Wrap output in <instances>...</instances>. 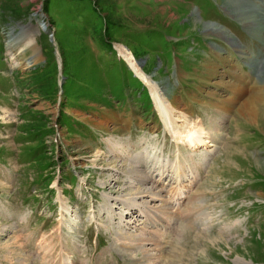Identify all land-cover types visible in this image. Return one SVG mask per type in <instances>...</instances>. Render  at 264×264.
I'll return each instance as SVG.
<instances>
[{"label": "rangeland", "instance_id": "1", "mask_svg": "<svg viewBox=\"0 0 264 264\" xmlns=\"http://www.w3.org/2000/svg\"><path fill=\"white\" fill-rule=\"evenodd\" d=\"M160 160L191 174L179 207L140 181ZM59 228L75 264L146 261L145 237L159 264H264V0H0V264H44Z\"/></svg>", "mask_w": 264, "mask_h": 264}, {"label": "bare ground", "instance_id": "2", "mask_svg": "<svg viewBox=\"0 0 264 264\" xmlns=\"http://www.w3.org/2000/svg\"><path fill=\"white\" fill-rule=\"evenodd\" d=\"M44 23L42 25L46 26V22L45 21H44ZM8 47L12 51L11 52L12 59H16L20 55V53H21L20 50H26V49H31V50L32 49L33 50L36 49L37 50V48L39 46H38V41H37V37H36L35 31L30 28V29H27V31L25 32V36H21V37H13L12 36L11 40L8 42ZM244 55H245V53L243 54V57H245ZM36 61H37V57L35 59H33V60H30V61L26 62V65L34 64ZM15 64L20 66V65H23V62H21V61L19 62V61L15 60ZM248 104L253 105L254 103L251 104L249 102ZM253 107H251V110L254 111L255 114H257V112H259L258 109L253 108ZM175 131H176V133L178 135H180L182 137L187 135L186 133L183 132V130H179V129L176 130L175 129ZM122 144H123V139L120 138V137H119L118 141L112 142L113 154L120 155V154H123V153L126 152L123 149ZM151 163H153V162H151ZM170 167H171L170 165H166L165 161H161V160L159 162H157L155 165L150 164V165H148L146 167L147 168L146 170L148 171L147 173L149 175H151V176L143 177L140 181L141 182H146V181L151 180L155 184L161 185L163 187L162 191L165 194H160L159 191H157V192L156 191H154V192L146 191V193H148V192L150 193V197L152 198V201L153 200H163V201L166 200L167 202H170L171 204H173V207H176V205H177V207H179L180 205H182V203H184L185 199L188 197L187 196V192H188L187 189L189 187H191V182H192L188 178L190 177L191 174L184 173V171H182L179 168L178 169V174L177 173H175V175L173 174V176L171 178L169 176L170 175V170H171V169H169ZM172 171H173V169H172ZM169 177H170L171 180L174 179L175 177H177V181H178L177 183H179V184H178L177 187H174V189L170 185L171 184V180L169 179L170 181L167 182ZM188 180H190V183L186 184L188 182ZM144 193H145V191H144ZM144 193L143 192L140 193L142 197L145 196V195H143ZM127 201L128 200H126V201L124 200V203L127 202ZM130 205L132 206V208H130L129 210L135 209V211L133 212L134 214L138 212V208L137 207L141 206V204L139 203V201L137 199H133L130 202ZM64 209L65 210H69L68 206H65V205H64ZM142 210L146 211V215L148 217V220L150 221V223L155 225L159 231L161 229H165L164 227H166V223H165V221H163L164 217L161 218L160 214L154 213L153 209L150 206L149 207H147V206L142 207ZM130 214H132V212ZM137 221H138V219H136V220H134L132 222H131V220H129L127 223L132 228L133 225L136 224ZM131 224H132V226H131ZM135 226H137V225H135ZM141 230H142V232L144 234L146 233V231L149 232V230H147V225L146 224H145V226H143L141 228ZM126 234L127 233H125V236H126ZM53 235L54 234H52V235L44 234L41 237V240H39V242L36 241V243H38L36 245V247L38 248L37 252H39L41 254L42 259H44L43 260L44 264H75V261L70 258L71 256H68L67 253H66V248H65V244L66 243L63 240V232H62L61 228H59L58 233H57L58 243H59L57 248H55V246L53 245V240H54L53 239ZM121 236H123V238L126 239V237L124 235H121ZM59 239H61V240H59ZM125 239H124V241H121L122 238L118 239L119 241H121V243H120L121 245L126 246L127 248H130V249L135 248L136 244L134 242L127 241V239L126 240ZM152 239L153 238H148V237L141 238L140 245L141 244L143 245V247L142 246L141 247L144 249L143 251L146 252V255L148 257H147L146 261L137 262L136 264H155V263L159 264L160 260L162 261L165 258L163 252L161 251L162 243L160 242V239H153V240ZM147 244H154L155 248L151 247L152 245L147 246ZM162 249H163V247H162ZM9 254H11V253H9ZM12 258H14L13 255H12ZM163 264H165V263H163Z\"/></svg>", "mask_w": 264, "mask_h": 264}]
</instances>
